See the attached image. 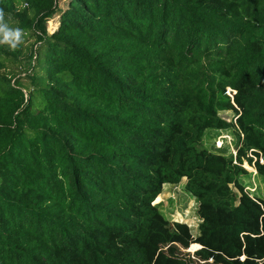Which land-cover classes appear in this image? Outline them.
<instances>
[{
    "label": "trees",
    "instance_id": "obj_1",
    "mask_svg": "<svg viewBox=\"0 0 264 264\" xmlns=\"http://www.w3.org/2000/svg\"><path fill=\"white\" fill-rule=\"evenodd\" d=\"M22 2L0 9L34 42L0 58L35 53V71L45 53L46 103L0 76V264L263 263L264 192L242 164L264 179V0ZM233 125L237 163L200 146ZM183 178L197 235L156 203Z\"/></svg>",
    "mask_w": 264,
    "mask_h": 264
},
{
    "label": "rangeland",
    "instance_id": "obj_2",
    "mask_svg": "<svg viewBox=\"0 0 264 264\" xmlns=\"http://www.w3.org/2000/svg\"><path fill=\"white\" fill-rule=\"evenodd\" d=\"M60 7L66 8L69 0H58ZM18 7L23 6L22 0H16ZM6 24L11 29H19L16 22L8 19ZM59 26V15L56 14L53 18H51L47 23V30L49 33L54 32ZM34 42V38L31 36V32L24 33L21 30V40L24 50H29L32 47V43ZM35 53L30 54L26 53V55L21 56L20 61H13L11 59H6L4 56L0 58V61L3 62V65L0 66V76L3 75H18L21 74V83L26 87L27 93H30L34 97V105L36 109L45 105V100L39 92H34L32 85V79L37 78L36 80L39 84L44 86L45 81H41L39 78L44 76L45 73H42L41 66L45 65L46 55L45 53H41L40 57L37 59L38 67L35 71L32 70V66H34L36 58ZM38 70V71H37ZM28 74V75H24ZM24 76V77H23ZM33 76V78L31 77ZM0 82H4L3 78L0 77ZM5 87V85H4ZM3 87V88H4ZM232 93V92H231ZM2 93H0L1 95ZM223 118H225L229 122H235V112L233 111H221L220 113ZM215 134L207 131L203 142L201 143V147L208 148L212 151H221L225 153L226 156L234 159L233 163H237L236 155L238 144L240 141L239 131L233 126L228 129L217 131ZM242 166L250 173V175H244L242 179L244 180V184L246 185V189L249 190L253 195L258 196V192H264V179L257 174V170L253 165H250L247 160H245ZM186 178H183L179 184H165L162 191V196L160 195L157 198V204L160 203L159 207L166 215L167 219L170 222H183L187 223L194 235L198 234V224L200 219L197 215V207L198 202L196 198L186 191L185 188ZM236 190V189H235ZM197 245L191 244V246L187 249L181 248L182 255L190 256L195 258L194 254ZM194 264H217L213 260H199L198 258L194 259ZM261 264V263H259ZM264 264V262H263Z\"/></svg>",
    "mask_w": 264,
    "mask_h": 264
},
{
    "label": "clouds",
    "instance_id": "obj_3",
    "mask_svg": "<svg viewBox=\"0 0 264 264\" xmlns=\"http://www.w3.org/2000/svg\"><path fill=\"white\" fill-rule=\"evenodd\" d=\"M10 39V38H13ZM21 40V30L11 29L4 22L3 10L0 9V43H9L12 47H15L17 43ZM263 264V263H261Z\"/></svg>",
    "mask_w": 264,
    "mask_h": 264
},
{
    "label": "bare ground",
    "instance_id": "obj_4",
    "mask_svg": "<svg viewBox=\"0 0 264 264\" xmlns=\"http://www.w3.org/2000/svg\"><path fill=\"white\" fill-rule=\"evenodd\" d=\"M193 245H197L196 249L200 247V245H198V244H193Z\"/></svg>",
    "mask_w": 264,
    "mask_h": 264
},
{
    "label": "crops",
    "instance_id": "obj_5",
    "mask_svg": "<svg viewBox=\"0 0 264 264\" xmlns=\"http://www.w3.org/2000/svg\"><path fill=\"white\" fill-rule=\"evenodd\" d=\"M160 195L162 196V193H161ZM160 195H159V196H160ZM156 203H157V202H156Z\"/></svg>",
    "mask_w": 264,
    "mask_h": 264
},
{
    "label": "built area",
    "instance_id": "obj_6",
    "mask_svg": "<svg viewBox=\"0 0 264 264\" xmlns=\"http://www.w3.org/2000/svg\"><path fill=\"white\" fill-rule=\"evenodd\" d=\"M176 185V184H175Z\"/></svg>",
    "mask_w": 264,
    "mask_h": 264
}]
</instances>
